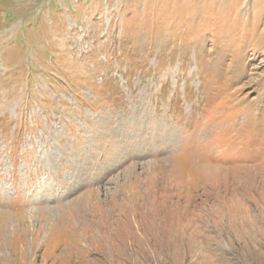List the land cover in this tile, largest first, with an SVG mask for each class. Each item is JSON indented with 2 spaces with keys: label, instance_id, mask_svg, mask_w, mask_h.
Masks as SVG:
<instances>
[{
  "label": "rangeland",
  "instance_id": "obj_1",
  "mask_svg": "<svg viewBox=\"0 0 264 264\" xmlns=\"http://www.w3.org/2000/svg\"><path fill=\"white\" fill-rule=\"evenodd\" d=\"M0 264H264V0H0Z\"/></svg>",
  "mask_w": 264,
  "mask_h": 264
},
{
  "label": "bare ground",
  "instance_id": "obj_2",
  "mask_svg": "<svg viewBox=\"0 0 264 264\" xmlns=\"http://www.w3.org/2000/svg\"><path fill=\"white\" fill-rule=\"evenodd\" d=\"M198 218V217H197ZM199 219V218H198ZM196 220V219H195ZM194 221V220H193ZM194 224H196L195 222H194ZM196 226V225H195ZM199 227V226H198Z\"/></svg>",
  "mask_w": 264,
  "mask_h": 264
}]
</instances>
